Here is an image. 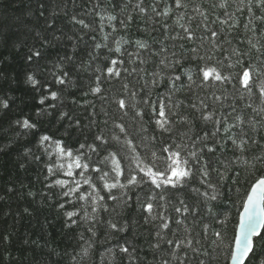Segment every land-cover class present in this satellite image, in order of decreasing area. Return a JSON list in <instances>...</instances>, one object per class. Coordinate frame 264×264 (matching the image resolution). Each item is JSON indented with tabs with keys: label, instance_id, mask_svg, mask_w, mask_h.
<instances>
[{
	"label": "trees",
	"instance_id": "obj_1",
	"mask_svg": "<svg viewBox=\"0 0 264 264\" xmlns=\"http://www.w3.org/2000/svg\"><path fill=\"white\" fill-rule=\"evenodd\" d=\"M180 2L181 7L175 0H0V101L8 103V108L0 104V264H230L243 203L251 185L264 175V166L256 162L264 155V75L259 74L264 69V25L247 11V0H227L226 8L220 6L223 0ZM212 31L218 35L212 37ZM32 51L40 55L28 60ZM109 67L120 74L110 75ZM206 67L230 79L205 82L200 69ZM244 67L252 71L250 91L238 78ZM96 87L99 93L93 91ZM119 99L130 106L121 110ZM157 100L168 105L170 132L155 125L150 105ZM136 110L143 111L142 119L135 117ZM209 114L211 119L205 120ZM181 117L186 122H179ZM25 119L36 127L16 123ZM221 120L237 124L231 133L237 143L240 129L247 132L248 143L241 152L224 131L206 142L215 148L202 153L211 164L207 180L214 189L202 183L194 167L182 187L157 189L145 181L128 191L127 203L109 200L103 192L106 199L99 203L107 211L98 203L93 212L92 202L78 200L79 193L62 194L74 180H80L85 194L91 189L76 174L79 169L73 177L64 175L60 164L66 167L70 161L58 154L57 142L74 154L86 153L93 165L107 151L128 157L133 154L111 140L98 153L88 148L99 145L96 135L115 133L123 139L115 127L122 123L141 158V136L155 137L149 147L158 156L165 144H186L184 155H199L203 145L197 137L221 128ZM141 126L146 132L137 134ZM43 136L50 139L42 141ZM236 157L239 162L228 168ZM121 166L127 176L135 163L125 158ZM213 168L224 174L223 182ZM87 175L97 176L91 170ZM56 180L67 181V186L55 185ZM121 182L126 183L124 177ZM181 200L188 212L175 210L183 208ZM148 202L151 212L143 207ZM67 212L79 213L72 217L76 224ZM178 241L183 242L179 248ZM255 243L246 264L264 260V241L256 238Z\"/></svg>",
	"mask_w": 264,
	"mask_h": 264
},
{
	"label": "snow or ice",
	"instance_id": "obj_2",
	"mask_svg": "<svg viewBox=\"0 0 264 264\" xmlns=\"http://www.w3.org/2000/svg\"><path fill=\"white\" fill-rule=\"evenodd\" d=\"M240 2L244 3V0H240ZM175 3L177 7L182 6L180 0H175ZM220 6L222 8H226L227 0H223V3ZM246 8L247 11L254 17V21L264 25V0H247ZM254 9L259 10L260 15H256ZM238 10L243 11V9ZM141 11H144V9H141ZM41 15H43V12H41ZM109 19H115V17H109ZM129 19H131V17H129ZM73 20L84 27H88V25H86L83 20L77 21L75 17H73ZM250 23H252V21H250ZM217 35L218 33L216 31L211 32L212 37H216ZM188 38H191L190 33ZM227 42L230 43V41ZM139 46L141 48L146 47L144 44H139ZM116 51L119 52L120 48L117 47ZM39 55V51H32V54L29 55L27 59L31 60L33 56L38 57ZM201 59H203V57H201ZM116 63L117 62L115 60L112 61L113 65ZM107 71L110 75L118 76L120 74L119 72H114L113 68L111 67H109ZM200 72H202V80L205 82L209 81L210 79L215 81H228L230 79V77L224 76L215 67H206L200 69ZM259 74L264 75V69H261ZM238 78L243 87L250 91L252 83H254L252 80V71L250 67H244L242 75H239ZM176 79H179V77H176ZM189 79H191L190 76ZM28 80L33 85L37 83V81L31 75L28 76ZM58 82L63 84L64 80L60 78L58 79ZM125 87L127 86L125 85ZM93 91L99 93L101 90L99 87H96L93 89ZM261 95L264 96V89H261ZM51 96L53 99H55L57 97V93L52 92ZM43 102L44 101L41 100V103ZM116 103L121 110L130 106L125 99H119L116 101ZM144 103L149 104L150 102L145 100ZM0 104H2L4 108H8L7 101H0ZM150 106L152 112L157 116V119L155 120L156 127L162 133L170 132V125L173 123V121L170 119L168 112L166 111L168 105L165 104L163 100H157L156 102L151 103ZM131 107L135 109V105H131ZM193 107H195V105H193ZM143 115L144 113L142 110L135 111V117H140L142 119ZM172 115L176 114L173 113ZM204 119H211V114L205 116ZM236 119L239 120L241 124L244 123L240 117H237ZM179 122L186 121H184L183 117H181ZM16 123L21 124V126L25 129L36 127L35 124L30 123V121L27 119L23 120L22 122L17 121ZM217 123L221 124V128H218L216 131L211 133L205 132L203 137H197V139L203 145V147L199 149V155L197 151H187V155H184L183 151L188 149V145L186 144H165L161 149V155L158 156L156 151L149 147V145L155 141V137L153 136L151 138H146L141 136V144L145 149V153L141 158V154L136 152L137 145L134 143L132 134L122 123H116L115 127L119 129V133L122 134L123 139L121 138V135H116L115 133H113L111 137H105L102 134L96 135L94 139L95 141L99 142V145L93 143L88 145V148L92 153H98L99 146H107L111 140L117 144H120L122 147H126L128 151L133 154L128 157H119L117 152L107 151V148H105L107 154L103 155L97 162H95V165H93L91 157L87 156L86 153L81 152L74 154L70 149H66L59 142H57L56 147L58 149V154L62 157H66L70 161L66 167L64 164H60V169L63 170L64 175L73 177L74 170L79 169V173L76 174L83 179V184L87 185L88 188L91 189V192L85 194V192L81 191L80 180H74L73 186L68 187V190L64 191L62 194L64 196H68L70 193H79L78 200H90L92 202V211L95 212L97 210V204L99 202L105 201L106 199L105 195H102V193L105 191L107 192V199L113 201L122 199L125 201V203H127V200L130 199L128 196V191H130L131 188L141 186L145 181L149 182L151 185H154L157 189H167L169 187L177 189L182 187L192 177L194 167L198 168L201 176L203 177L202 183H208V168L211 167V164L209 161L203 159L202 153L205 150H207L209 153H213L215 148L206 142L217 136L218 132L224 131L225 133H229L226 138L231 140L232 144L241 152L245 150L244 146L248 143V140L244 138L247 136V132H245L243 129H240L239 132V143H237V139L234 137V135H231L232 130L237 128L236 123L229 124L227 120H221ZM145 132L146 129H144L142 126L137 130V134ZM49 139L50 137L48 136L42 137V141H48ZM145 140H147V142H145ZM252 143L258 142L256 140H252ZM84 147L85 145H80L81 149ZM193 147H195V142H193ZM260 147L264 149V143H260ZM86 156L87 159H85ZM125 158H127L130 163H135V167L129 169L127 176H125V170L121 166V160ZM239 160L240 158L236 157L235 160L229 161L228 168H230L231 165L238 163ZM256 162L259 165L264 166V155L257 156ZM161 163L163 164V167H160ZM221 163L223 164V162ZM244 163L247 164L248 161H244ZM228 168H226V170H228ZM89 170H91L93 173H96L97 176L94 178L87 175ZM212 170L219 173L220 181L223 182L225 179L224 174L219 172L218 169L213 168ZM49 172H52L51 167H49ZM140 174H142V176ZM236 175H239V173L237 172ZM121 177L125 178L126 183L121 182ZM67 183L68 182L64 180L55 181V185H58L62 188L67 186ZM208 187L214 189L216 186L208 183ZM113 190H117L120 193L119 196L115 195ZM204 195L207 196L208 193L206 192ZM217 198L218 195L210 196V199L212 200H216ZM161 199H163L162 196ZM180 203L183 208H176L175 210L177 212H188L189 208L187 205H184V201L181 200ZM61 207H63V205H61ZM99 207L104 211L108 210L107 206L103 203H99ZM143 207H145L146 211L151 212L153 209V204L148 202ZM66 215L69 220H71L72 224L77 223V221L73 220L72 217L79 215L78 212H67ZM84 215L85 219L89 218V214L86 210ZM177 223L180 222L178 221ZM110 227L116 229L117 225L112 223L110 224ZM162 227L166 229L168 228V224L163 223ZM262 229H264V175H261L251 185L250 192L243 203V212L240 214L237 232L233 238L235 248L230 254L232 264H245V261L249 259V254L254 253L256 247L255 238H259L260 240L264 241V234L261 232ZM120 230L123 231L122 228ZM89 231H92V229L89 228ZM216 235L219 236L220 234L216 233ZM167 243L171 245L173 244V241L169 240ZM181 243L183 242H176V247L179 248ZM188 245L191 246L190 240L188 241ZM121 251L127 252L128 248L121 247ZM193 251H195V249H193ZM164 264H168V262L165 261ZM181 264H183V261H181ZM199 264H204V261L201 260ZM260 264H264V260H262Z\"/></svg>",
	"mask_w": 264,
	"mask_h": 264
},
{
	"label": "water",
	"instance_id": "obj_3",
	"mask_svg": "<svg viewBox=\"0 0 264 264\" xmlns=\"http://www.w3.org/2000/svg\"><path fill=\"white\" fill-rule=\"evenodd\" d=\"M250 192V191H249ZM243 212V209H242V211H241V213ZM240 220V219H239ZM263 231V229L261 230V232ZM256 239V238H255ZM234 248H235V244H234ZM252 254V253H251ZM251 254H249V257H250V255ZM246 262H247V260L245 261V264H246ZM230 264H232V261H230Z\"/></svg>",
	"mask_w": 264,
	"mask_h": 264
},
{
	"label": "bare ground",
	"instance_id": "obj_4",
	"mask_svg": "<svg viewBox=\"0 0 264 264\" xmlns=\"http://www.w3.org/2000/svg\"><path fill=\"white\" fill-rule=\"evenodd\" d=\"M234 250V249H233ZM231 261V260H230Z\"/></svg>",
	"mask_w": 264,
	"mask_h": 264
}]
</instances>
